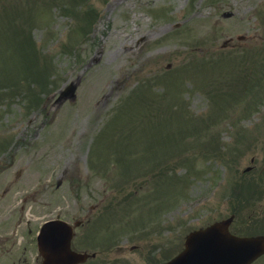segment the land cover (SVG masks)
I'll list each match as a JSON object with an SVG mask.
<instances>
[{
  "label": "rangeland",
  "instance_id": "rangeland-1",
  "mask_svg": "<svg viewBox=\"0 0 264 264\" xmlns=\"http://www.w3.org/2000/svg\"><path fill=\"white\" fill-rule=\"evenodd\" d=\"M20 205L28 264L57 215L82 264L264 234V0H0V239Z\"/></svg>",
  "mask_w": 264,
  "mask_h": 264
},
{
  "label": "water",
  "instance_id": "water-1",
  "mask_svg": "<svg viewBox=\"0 0 264 264\" xmlns=\"http://www.w3.org/2000/svg\"><path fill=\"white\" fill-rule=\"evenodd\" d=\"M78 80L61 91L59 99H75ZM232 217L216 221L204 229L192 232L185 250L165 264H250L264 253V235L235 236L228 232ZM72 228L63 221L44 223L37 235V245L43 264H76L85 260V253L70 249Z\"/></svg>",
  "mask_w": 264,
  "mask_h": 264
},
{
  "label": "flooded vegetation",
  "instance_id": "flooded-vegetation-1",
  "mask_svg": "<svg viewBox=\"0 0 264 264\" xmlns=\"http://www.w3.org/2000/svg\"><path fill=\"white\" fill-rule=\"evenodd\" d=\"M253 160H254V158H251V162ZM252 168H253V166H252ZM4 193H6V190H4ZM4 193L1 196V198L4 197ZM21 210H23L22 205H20L18 211L16 212V215H11V216H8L6 218L8 220L10 232H9V234H7V236L5 238L0 239V250L4 248L2 246L7 245V244L9 245V248L3 254H5L8 257V259L11 260V264H28L26 257H25V252H26L27 246L25 244H23V241H22L23 238H25V235H27L29 232L28 221H25L23 219V216L21 215ZM57 216L59 217V215H57ZM19 236L21 237V239L18 238ZM0 237H1V235H0ZM18 239H20V240L18 241ZM185 240H186V237H184L183 243L181 244L182 245L181 248L172 257L176 256L178 253H180L184 249ZM172 257H170V258H172ZM258 259H256V260H258ZM0 264H2V263H0Z\"/></svg>",
  "mask_w": 264,
  "mask_h": 264
}]
</instances>
